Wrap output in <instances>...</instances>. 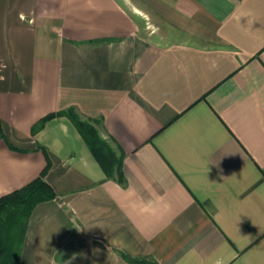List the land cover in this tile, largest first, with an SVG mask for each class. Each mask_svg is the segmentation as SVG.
Instances as JSON below:
<instances>
[{"label": "crops", "instance_id": "crops-1", "mask_svg": "<svg viewBox=\"0 0 264 264\" xmlns=\"http://www.w3.org/2000/svg\"><path fill=\"white\" fill-rule=\"evenodd\" d=\"M47 165L20 264H264V0H0V197Z\"/></svg>", "mask_w": 264, "mask_h": 264}, {"label": "trees", "instance_id": "trees-1", "mask_svg": "<svg viewBox=\"0 0 264 264\" xmlns=\"http://www.w3.org/2000/svg\"><path fill=\"white\" fill-rule=\"evenodd\" d=\"M55 116H67L81 135L91 154L107 177H114L124 182L122 172V152L111 146L90 124L80 120L73 110L51 113L34 125L33 131L45 121ZM48 165L41 174L26 184L0 197V264H20L23 240L29 217L34 207L43 201L52 200L56 194L52 187L43 179ZM121 256L128 262L136 264H158L151 258H133L127 254Z\"/></svg>", "mask_w": 264, "mask_h": 264}, {"label": "rangeland", "instance_id": "rangeland-1", "mask_svg": "<svg viewBox=\"0 0 264 264\" xmlns=\"http://www.w3.org/2000/svg\"><path fill=\"white\" fill-rule=\"evenodd\" d=\"M79 118H80L81 121L86 122V123L90 124L93 128H95V129L97 130L98 134L103 138V136H102V134H101V132H100L99 125H98L97 123H95V122H91V121H88V120H85L84 118H82V117H80V116H79ZM111 146H112V145H111ZM112 147H113V146H112Z\"/></svg>", "mask_w": 264, "mask_h": 264}]
</instances>
